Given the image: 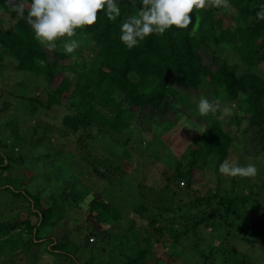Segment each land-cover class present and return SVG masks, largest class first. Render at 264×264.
<instances>
[{
	"label": "trees",
	"instance_id": "16d2710c",
	"mask_svg": "<svg viewBox=\"0 0 264 264\" xmlns=\"http://www.w3.org/2000/svg\"><path fill=\"white\" fill-rule=\"evenodd\" d=\"M116 3L121 16L115 22L109 21L102 12L94 27L78 30L73 38L79 47H85L91 54V60H87L83 57L84 48L80 47L81 50L72 54L63 50V44L69 42L67 39L57 41L56 49L49 51L34 38L26 19L17 17L11 3L0 0V11L16 16L5 29L0 17V75L6 66L4 61L10 59L14 62L15 71L42 77L50 88L44 102L36 97L20 96L29 115L35 116L39 106L49 111L62 105L66 110L60 116V125L72 133L86 132V136L80 138L83 143L81 149L74 155L77 159H68L72 154L61 157V149L53 151L50 146V149L42 151L36 146L46 141L51 144L46 134L54 130L49 126H41L46 134L38 138L23 136L14 115L15 118L10 120V130L4 132L0 129V196L21 210L10 219H0V259L15 264L16 258L27 254L29 263L36 264L41 259L42 250L43 254L52 257L68 256L72 264H97L92 262V256L81 263L76 254L81 246L87 248L101 241L105 243L101 247L107 259L104 264H153L154 261L157 264L165 261L161 256L165 250L171 251L166 263L171 264L172 259L176 261L181 257L175 243H182L189 236L195 237L199 230H203L202 226L213 229L212 226L218 225L226 227L223 240L211 245L207 252L198 251V255L202 257L203 264L238 263L233 261L232 255L241 251L226 246L227 241L233 239L231 235L239 236L242 242L254 249L258 243L264 244V185L255 186V189L249 185L245 195L236 197L240 202L234 199L235 196H217V190L201 193V187H195L201 181L196 178L197 172L201 171L194 166L199 163L196 154L225 157L233 138L217 118L199 115L204 119V124L200 125L199 118H190L180 111L175 87L192 102H198L202 96L210 100L219 98L221 105L226 101L233 102L243 113V116L235 114L237 124L246 117L245 133L264 153V21H257L255 15L264 7V0H229L227 9L207 7L193 13V26L189 29L173 27L163 35L153 34L132 49L119 39L120 24L140 6L141 0H116ZM197 16L200 17L199 22L196 21ZM202 47L209 49L212 62L221 61L214 70L203 62ZM226 48L237 55L239 63H230L217 55L219 49ZM40 59L46 62L45 67L37 63ZM167 109L171 111L172 119L164 118L166 112L159 111ZM181 119H191L205 132H200L189 144L186 155L189 154L190 160L178 161L172 171L167 168L169 174L164 173L166 176L160 186L164 189L175 185L177 200L183 201V206L192 200V207L197 205L202 209L182 216L177 214L179 203L174 209L162 207L151 197L146 203L133 205L132 212H140L138 216L123 221L119 209L106 196L107 190L90 186L80 176L91 175L97 180H107L111 187L121 186L133 169L126 171L128 164L115 161L113 155L105 158L97 151L99 145L113 146L118 142L117 137L124 138L123 130H130V127L143 130L149 124L158 127L162 133L164 127L181 125ZM164 124V127H159ZM38 128L39 124L33 131ZM114 134L118 136L114 138ZM8 141L13 143V150L17 142H26L31 149L43 153H38L36 163L44 159L45 173H40V177H43L45 187L37 189L34 181L38 177H34L37 174L34 166L28 170L32 171L28 178L17 170L10 171L18 162L12 158L13 152L7 151ZM59 160L64 165L66 163L68 170L64 175L56 173L53 178L55 162ZM20 178L33 180L32 187L26 186V190L23 180L16 188ZM180 182L184 186H180ZM181 195L191 199L185 201ZM43 197L48 201H43ZM245 197H249V200L245 199L248 206L242 200ZM215 199H218L215 201L217 206H213ZM117 205L122 206L121 203ZM255 207L257 209H253ZM74 209L82 210L84 220L92 229L82 237L83 244L68 255L63 251L62 243L71 231L68 224L72 220L68 216ZM173 211L175 217H169ZM137 217L145 219L142 225L137 222ZM234 221L242 226L238 228L237 225V231L233 228ZM73 230L80 233L81 227L76 226ZM90 237L94 239L92 242ZM220 245L224 248L218 249ZM195 246L198 245L195 243ZM249 257V252L242 253L237 260L248 261Z\"/></svg>",
	"mask_w": 264,
	"mask_h": 264
},
{
	"label": "rangeland",
	"instance_id": "374dc122",
	"mask_svg": "<svg viewBox=\"0 0 264 264\" xmlns=\"http://www.w3.org/2000/svg\"><path fill=\"white\" fill-rule=\"evenodd\" d=\"M6 2L10 3V0H6ZM0 17L3 19L2 26L4 29L9 27L16 18L14 15L1 11ZM80 47L84 48L85 50L83 51V57L85 59L88 58L87 60H91V54H89L88 50L85 47ZM80 47H78L76 50H81ZM200 53L203 57V62L209 66L211 70H214L218 63L221 62L220 60L217 63L212 62L210 60L211 52L206 47H202L200 49ZM217 53L219 57L221 56L222 58H226L230 63H239V58L230 48H226L225 50L219 49ZM4 63L6 66L3 68V71L0 75V129H2L4 132H8L11 125L10 120L12 117L15 118V116L17 118V124H19L17 128H19V132H21L20 134L23 136L32 137L33 135L35 138H38L44 133L42 132L43 128L41 126H49L54 131L49 132L51 134H44L50 138L51 144L46 141L42 144H37L36 146L42 151L50 149V146L54 149L53 151H56V149H61V157H67L68 154H72V157H69L68 159L73 158L79 149H81L83 143L81 142L80 138H84L86 136V132L79 131L77 133H72L60 125V116L63 115L66 110L62 105L56 106L49 111H46L39 106V110L34 114L35 116H30L29 111L25 106V102L20 96L26 95L30 97H36L44 102L47 92L50 90V88L42 77H37L26 71H15L13 69L14 62L12 60L6 59ZM175 99L178 102L180 111L184 112L186 115H189L190 118H199V113L196 107L198 102H192L190 99L188 100V97L181 92V89L177 87H175ZM3 102L7 105H4ZM224 108H227V113L223 111ZM159 111L161 113L166 112L164 118L167 117L172 119L171 111L169 109L165 111ZM236 113L240 114V116H243V113L237 108V106H234L233 102L226 101L221 105V110L217 111L215 115L209 114L211 117H215L220 121L221 127H227L233 138V141L229 147L228 154L225 157L219 154L202 153L199 156L196 154V158L199 159V163H196L194 166L201 170L196 174V178H199L201 181L195 185L197 188L201 187L202 190H200V192H210L217 190V196L222 194L228 195V197L235 196L234 199L237 202H240V200L237 198L245 195L247 191H249V185H251L253 189H255V186L259 188L264 185V153H261L260 149L253 145V143L248 138L249 136H247V133H245L247 126V119H245L246 117L241 119L237 124L235 120ZM180 121L182 124L174 127H170L169 125L166 128L164 127L165 124L159 126L164 127L162 129V133L159 131L158 127L149 124H147L143 130L130 127V130L128 128L123 130L122 135L124 138L117 137L118 135L115 134L113 135L114 138L117 137L116 139L118 141L116 143L114 142L115 144L113 146L103 143H101L102 146L99 145L97 151L103 153L105 158H107L108 155H113L114 157H110H112L115 161H123V163L128 164L129 167L126 171L133 169L131 172H129L128 176L125 177L123 181V184L125 182L124 185L121 184V186L111 187L108 185L107 180H97L91 175L80 176L81 179L90 186L95 188L100 186L102 190H107L106 196L112 200V203L119 209L123 221H128L131 216H138L140 212L137 214L132 212L133 205L139 202L146 203L151 197H153L155 202L162 207L169 206L174 209L179 203L180 209L177 211V214L182 216H189L193 213H196L200 208L202 209V207L197 205L192 207V200L187 206H183L184 202H179L177 200L175 193L177 187L175 185L174 187L172 186L164 189H161L160 186L163 185L161 182H163L166 176L164 173H168L166 170L167 168L172 171L178 161L184 163L190 160L189 154L187 153L186 155V151L189 144L196 137H198L200 133L197 129L201 127L193 123L191 119L186 121L181 119ZM198 122H200V125H202L204 124V119L202 120L199 118ZM139 123L140 122L137 124ZM185 123L190 124L196 129H189L187 127L183 128ZM37 124H39V128L37 131H33V128ZM126 137H129L127 141H125ZM7 140L10 141L11 139L8 138ZM9 141L7 142V151L9 153L13 152L12 158L18 162L17 165L15 164L16 166L10 168V171L14 172L17 170L22 172L23 175L25 174V176L28 178L30 177V172H32L28 170L34 166L33 170L37 173L34 175V177H38L36 178L37 180L34 181L37 189L45 187V185L42 184L43 177H40V173H45L44 165H42L44 159H40V162L36 163L38 153H40L37 151L39 150L31 149L26 142H17L15 144V149L13 150V143ZM123 152L127 153L123 155ZM41 154L43 153L41 152L39 155ZM228 157H231V159L240 166H246L249 162L254 163L258 169L257 175L254 178H242L229 177L220 174L219 164ZM74 158L77 159V156ZM26 163H29V165ZM55 165L56 166L53 169V172H55L52 176L53 178H55L56 173H59V175L66 174L65 171L68 170L66 163L64 165V162L62 164V162L59 160L57 163L55 162ZM35 166H37L36 169H34ZM116 172L122 174L120 171ZM47 173H49V170ZM27 178L18 179V183L15 185V187L17 188L19 184L23 182V180L26 182L25 188L26 186L32 187L33 180L26 181ZM53 183L54 182L52 181L51 184ZM179 185L184 186L181 184V182ZM26 190L28 189L26 188ZM183 196L181 195L182 199H185V201H189L191 199V197ZM249 197L242 199L244 202H246L245 206L249 205V202H247ZM216 200L218 202V199H215L213 201V206L218 205L217 202L215 205ZM43 201L47 202L48 200L46 197H43ZM118 203H121L123 207L117 205ZM14 206H16V204L13 203L12 205V203L7 202L4 196H0V219L7 220L14 216V214L17 212H21L19 208ZM151 207H153V205H151ZM253 209H257V207ZM143 210L144 209H142V211ZM168 216L175 217V212L173 211L169 213ZM68 217L72 220L68 224V228L71 231L67 234L69 235L67 236L68 239L66 238L62 244L64 249L63 251L68 255H72L78 246L83 244L82 237L85 234H88L90 231L89 229L92 228L89 223L84 220L85 215L82 213V210L80 212L78 210L75 211L74 209L70 212ZM136 220L140 225H142V223L145 221V219H142L141 217H137ZM237 225L238 228L242 227L240 223L234 221L233 228H235V231H237ZM76 226L81 227L80 233L76 230H73ZM174 228L176 227L174 226ZM202 228L203 230H199L195 237L189 236L185 238L182 243H175V247L180 249L178 251L181 257L176 261L175 259H172L171 264H203L202 257L198 255V251L207 252L211 245L214 246L215 243L219 244L220 240H223V232H225L224 230H226V227L214 225L212 226L213 229L204 226H202ZM235 233L236 232L233 231L234 235ZM231 237L233 239L227 241V247L234 248V251L239 250L242 253L247 254L249 252L251 254V257L248 258V261L240 262L239 259L237 260V258L242 253L240 252L235 254L233 252V261L238 262L235 264H264L263 243H258L257 248L254 249L248 244L242 242L241 239H239V236L235 237L231 235ZM66 241L68 243H65ZM94 242H97V240L95 239ZM102 243L103 242L98 241V243H96L94 246L90 245V247L87 248L81 246L78 249L76 256L79 258V260H81V263L92 256V258H94V260L92 259V262L104 264L107 262V259L102 254L103 252L101 247L105 245V243H103V245ZM195 243L198 246H195ZM222 247L224 248V246L220 245L218 249ZM106 251L109 253V249ZM170 252V250L163 251L161 256L162 260L165 261L159 262L157 264H166L169 260ZM40 253L42 255L41 259L36 264H72L70 262L71 259L68 256L52 257L49 254H43L42 250ZM158 254L160 255L159 252ZM26 255L27 254H21L18 258H16L14 260L15 264H30ZM154 263H156V261H154ZM0 264H8V262L1 258ZM107 264H109V262Z\"/></svg>",
	"mask_w": 264,
	"mask_h": 264
},
{
	"label": "clouds",
	"instance_id": "9594fccd",
	"mask_svg": "<svg viewBox=\"0 0 264 264\" xmlns=\"http://www.w3.org/2000/svg\"><path fill=\"white\" fill-rule=\"evenodd\" d=\"M10 3L17 17L26 19L41 45L54 51L57 41L67 39L69 42L63 44V50L68 54L79 47L78 41L73 39L77 31L94 27L99 22L100 13H105L112 22L121 16L116 0H10ZM207 7L227 9L229 0H141L140 6L122 20L119 39L132 49L146 37L163 35L173 27L187 30L193 26V13ZM255 15L257 21H264V7ZM196 21H200L199 16ZM37 63L46 66L42 59ZM196 107L202 117L215 115L221 110V100L202 96ZM223 111L227 113L228 110L224 108ZM185 127L196 129L187 123L183 125ZM197 130L205 132L204 128ZM219 172L229 177L254 178L258 169L254 163L240 166L228 157L219 164Z\"/></svg>",
	"mask_w": 264,
	"mask_h": 264
},
{
	"label": "built area",
	"instance_id": "2783aa9c",
	"mask_svg": "<svg viewBox=\"0 0 264 264\" xmlns=\"http://www.w3.org/2000/svg\"><path fill=\"white\" fill-rule=\"evenodd\" d=\"M181 184H183V183L181 182ZM89 241H93V238H89Z\"/></svg>",
	"mask_w": 264,
	"mask_h": 264
}]
</instances>
